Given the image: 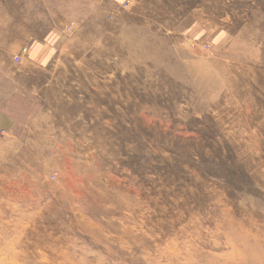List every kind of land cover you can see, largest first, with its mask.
<instances>
[{"label": "rangeland", "instance_id": "1", "mask_svg": "<svg viewBox=\"0 0 264 264\" xmlns=\"http://www.w3.org/2000/svg\"><path fill=\"white\" fill-rule=\"evenodd\" d=\"M0 211L92 247L74 264L115 247L95 220L207 259L225 212L263 233L264 0H0Z\"/></svg>", "mask_w": 264, "mask_h": 264}, {"label": "bare ground", "instance_id": "2", "mask_svg": "<svg viewBox=\"0 0 264 264\" xmlns=\"http://www.w3.org/2000/svg\"><path fill=\"white\" fill-rule=\"evenodd\" d=\"M197 65L199 63H196V67L190 71L195 72L197 69L196 72L200 74V67ZM211 85L216 87L218 83L211 79ZM41 151L42 154L46 153V149ZM20 209L16 206L11 209V212ZM30 211L35 212L33 209ZM0 215L4 219L3 224L0 223V264H23L22 261L24 264H39L35 253L25 249L28 247H32L36 254L40 255L39 259L46 264H74V260L87 259L86 257L93 252L92 247L82 245L79 240H71L63 235L58 236L61 231L53 229L48 219L43 220L41 217L33 222L31 229L22 232L17 230L18 226L25 224L21 221L20 215L8 222L5 220L6 212L0 211ZM222 220L223 222L219 225L226 224L228 227L225 226V230H222L221 226L219 229L222 231L217 229V232L226 235L225 246L229 248L223 245L217 246V249L222 252L217 259L201 256L200 247L183 238L181 241L172 239L163 248L158 235L155 238L154 229L150 230V244H148L137 232V226L123 228L111 225L105 228L95 220V223H88L87 228L98 229V235L109 240L114 235L115 247L108 248L107 252L97 251L94 254L95 261L92 260L90 264H264V232L246 230L243 222H236L227 212ZM79 221L85 220L80 218ZM30 225L31 223H28V226ZM10 232L14 235L13 239L6 236L10 235ZM195 236L194 241L199 239L201 234L198 233ZM21 238L23 245L16 250L15 244ZM71 246L79 247L80 252H74ZM9 247L10 251H8ZM225 249H227L226 252ZM115 258L119 260L115 261Z\"/></svg>", "mask_w": 264, "mask_h": 264}, {"label": "crops", "instance_id": "3", "mask_svg": "<svg viewBox=\"0 0 264 264\" xmlns=\"http://www.w3.org/2000/svg\"><path fill=\"white\" fill-rule=\"evenodd\" d=\"M50 43H38L37 45H32L29 52L30 57L33 59H36L37 62H35L38 66L45 65L51 55V45Z\"/></svg>", "mask_w": 264, "mask_h": 264}, {"label": "built area", "instance_id": "4", "mask_svg": "<svg viewBox=\"0 0 264 264\" xmlns=\"http://www.w3.org/2000/svg\"><path fill=\"white\" fill-rule=\"evenodd\" d=\"M26 53H27V49H23V50H22V53H21V55H20V56L22 57V56H24ZM20 56H19V57H17V61H18V63L20 62V59H21V57H20Z\"/></svg>", "mask_w": 264, "mask_h": 264}]
</instances>
